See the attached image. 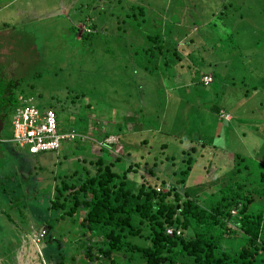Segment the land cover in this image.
<instances>
[{
  "label": "rangeland",
  "instance_id": "rangeland-1",
  "mask_svg": "<svg viewBox=\"0 0 264 264\" xmlns=\"http://www.w3.org/2000/svg\"><path fill=\"white\" fill-rule=\"evenodd\" d=\"M5 2L9 3L0 19L10 23L0 25L4 58L0 110L6 113L8 128L9 106L18 93H24L33 96L39 106L55 110L61 131L73 129L78 135L63 141L57 151L32 154L23 148L27 170H35L40 178L37 189L27 192L18 184L13 191H0V205L6 207L14 223L25 228L28 218L33 220L34 228H27L26 236L40 224H50L45 257L53 250H62L60 264L100 262L88 263L83 255L81 247L89 242V233L82 235L81 228L75 231V224L58 216L45 197L73 170H77V177L83 166L96 170L93 160L98 157L104 163L114 161L113 169L119 173L133 164L127 173L129 189L134 191L142 181H148L162 187L161 192L184 177L181 170L191 158L185 187L179 188L204 208L225 194L227 184L246 181L250 187L253 174L264 166V120L258 122L256 132L253 130L255 137L240 141L237 135L226 138L222 130L230 123L220 117L233 112L238 118L240 109L246 108L245 115L249 108L258 109L249 118L254 123L264 109V0ZM139 6L146 9L145 15H130L136 14ZM88 16L93 19L89 21ZM154 33L164 39L162 56L156 51L146 53L149 41L144 36ZM176 49L190 54L178 58L172 54ZM205 72L215 74L207 86L201 81ZM197 102L209 105V113L199 111ZM212 105L222 109L220 117L211 111ZM231 105L240 107L233 111L236 106L231 110ZM247 127L253 129L250 123ZM110 133L117 138L118 133L129 134L119 141L113 136V141L103 146L98 143ZM201 139L205 146H201ZM236 154L245 157L240 167L247 164L251 170H234ZM20 166L19 159L0 148V170H20ZM68 176L65 181L69 184L75 176L72 180ZM161 180L168 186L158 185ZM58 188L63 190L61 185ZM256 206L253 203L251 209ZM90 235L91 240L98 239L96 234ZM184 235L188 237L189 232ZM130 240L148 244L137 236H130ZM229 241L228 237L223 239L225 244ZM244 241L238 237L229 249ZM144 263L137 252L116 254V264Z\"/></svg>",
  "mask_w": 264,
  "mask_h": 264
},
{
  "label": "trees",
  "instance_id": "trees-1",
  "mask_svg": "<svg viewBox=\"0 0 264 264\" xmlns=\"http://www.w3.org/2000/svg\"><path fill=\"white\" fill-rule=\"evenodd\" d=\"M136 12L130 15H145L146 9L139 6ZM144 37L149 41L146 53L153 55L156 51L162 56V35L154 33ZM19 94L24 93H18L13 99L9 106L10 116L18 105ZM212 111L218 113L219 108L214 107ZM0 115L6 117L1 110ZM200 144L205 146L203 141ZM196 150V146L191 148L192 153ZM118 159L116 156L115 161ZM234 160L236 172H242L243 168L251 170L247 164L240 167L245 157L236 154ZM113 162L104 163L102 157L94 159L96 170L93 174L85 171L76 182L69 184L66 179L62 180L63 190L56 188L57 193L50 199V207L56 209L58 216L75 224L76 231L81 228L82 235L89 233V242L80 246L84 247L83 255L88 263L100 260L98 264H116L117 253L137 252L144 258V264H264V166H253L261 170L253 174L251 188H247L246 181L227 184L225 194L204 208L189 192L179 188V185L185 187V179L192 169L191 158L181 170L184 177L162 192L148 181H142L134 191L129 189L127 173L133 164L119 173L113 169ZM83 170H87L85 166ZM158 185L168 186L164 180ZM253 203L257 206L251 209ZM48 226L51 227L49 223ZM167 228L180 229L182 234L176 235L175 230L168 234ZM185 232H189L188 237ZM90 234H96L98 239L91 240ZM130 236L140 237L148 244L134 242ZM227 237L230 241L225 244L223 239ZM238 237L245 241L229 249ZM62 252L52 251L48 259H59L60 264L64 260ZM42 253L45 256L43 250Z\"/></svg>",
  "mask_w": 264,
  "mask_h": 264
},
{
  "label": "crops",
  "instance_id": "crops-1",
  "mask_svg": "<svg viewBox=\"0 0 264 264\" xmlns=\"http://www.w3.org/2000/svg\"><path fill=\"white\" fill-rule=\"evenodd\" d=\"M6 0H0V13L6 8V4H8L7 2H5ZM119 1V0H117ZM92 10V9H91ZM35 15L39 14L38 8L35 9ZM38 21V17H36ZM89 21L93 18H91V16H88ZM9 21L4 20V18L0 19V25L3 27H6L9 25ZM185 43V42H183ZM187 43V42H186ZM0 45H3V42L0 40ZM179 52L176 51H172V54L174 56H177L178 58L181 57V55H185L187 54V56L190 54V52H182V50L178 49ZM3 52V49L0 50V64H2L4 62V58L1 56V53ZM3 70V69H2ZM203 75H211L213 80L215 77V74H212L211 72H205L203 73ZM202 75V76H203ZM233 95V93H232ZM233 100V97H232ZM244 102V100L242 99V101H240V104ZM188 104H190L189 107H191L193 105V103L189 102ZM209 105H203L201 102L198 103L197 102V109L199 111L202 112H208L207 107ZM236 106V107H235ZM240 107V105H234L233 108L232 105L230 107V109L233 111L237 109V107ZM214 105L211 106V111L214 109ZM258 111V109H248V114L245 115L246 113V108L244 109H240L239 113H238V118L235 116V114L232 112V114H228V112H225V114L227 113L228 118H224V117H220V112H223L221 108H219L218 113L216 114L218 117L225 119L227 122L229 121L230 126L229 128H223L222 132L225 134L226 138H230V136H234L237 135V138L240 139V141H244L246 136H252L255 137L256 135V129L259 126L260 123H258L259 121L264 120V109L261 111L260 115H257L258 118L255 120V122L253 123L252 120H250L249 118L251 117L252 114H256V112ZM244 116V118H242ZM11 117V122H12V115ZM252 126L253 129H249L247 127V124H249ZM232 124V126H231ZM256 126V127H255ZM255 130V132L253 131ZM125 134H129V133H124V134H119L118 133V137L117 138L115 135H113L112 133L110 134H105L104 137H102L101 139L98 140L99 144H103V143H110L106 141V138L108 137H113L115 136L117 138V141L120 140V138H124L127 139V135ZM122 136V137H120ZM12 137V123H11V128L7 126V120L6 117L3 115H0V148H4L5 151L13 158H17L21 161V166H20V170H0V191L1 192H5V191H13L14 190V186L15 185H23L25 190L27 192H34L37 187H38V182L40 180L39 176L37 175V172H35V170H27V168H29V162L27 161V157H23V154L21 152V150L23 148L18 147L17 145H15L13 142L10 141ZM84 138H86L84 136ZM129 139V138H128ZM254 140V138H252ZM102 140V141H101ZM145 141V140H143ZM202 141V139L200 140ZM256 143H258V140H254ZM204 142V141H203ZM103 146V145H102ZM114 148V147H113ZM115 149V148H114ZM262 156V160L264 163V154H261ZM85 171H87L89 174H93L95 172V170H83L82 172V176L85 173ZM73 172L76 173L77 170H73L70 174H66L69 175L68 177L71 178L69 180H72V177H74L75 179H73L72 182H76L78 179V175H73ZM77 174V173H76ZM65 175V176H66ZM64 176V178H62L59 181V185L57 184V182L55 183V186L53 187V189L49 192L48 196V201L50 202V199H52L55 196V192L54 189L56 190V188H58L61 183L62 180L66 179V177ZM219 182V179H214L213 182ZM218 180V181H217ZM215 182V183H216ZM67 183V182H66ZM214 183V184H215ZM2 195L4 197H6V195L4 193H2ZM34 198H37L36 200H38L39 198L34 195ZM46 199L43 197V200ZM8 200V199H7ZM9 206H12V200H9ZM59 226V223L55 225L56 230ZM33 229L34 228V224H33V220L31 218H28L27 220V227L22 228L20 227V225H18L17 223H14L11 218L8 216V212L6 211V207L4 205H0V264H57V262H59V259H54V258H49L45 257L42 253V255L38 252V248H40L41 250L44 249V247H46L48 245V240L47 237L45 235L44 241L41 244H36L34 241V236L37 232H39L42 228L46 229V234L49 231V226L48 223L44 222L42 224L39 225V227L37 229H35V231L33 233L30 232L29 236H26L28 234V229ZM70 231V230H69ZM76 231V229H75ZM44 242H46V246L44 244ZM44 251V250H43ZM56 250H53V252ZM73 253H75V251H72V249L70 250V254L73 255ZM59 264V263H58Z\"/></svg>",
  "mask_w": 264,
  "mask_h": 264
},
{
  "label": "built area",
  "instance_id": "built-area-1",
  "mask_svg": "<svg viewBox=\"0 0 264 264\" xmlns=\"http://www.w3.org/2000/svg\"><path fill=\"white\" fill-rule=\"evenodd\" d=\"M211 75H203L201 81L203 84L212 82ZM18 105L12 114V137L10 139L20 148H27L32 154L41 151H57L63 141H72L78 135L71 129L61 131L57 114L52 108L40 107L33 96L19 94ZM225 118H228L225 115ZM113 137L106 138L107 142L113 141ZM157 191L163 190L157 187ZM176 235H181L180 229H174ZM172 228H167L168 234H173ZM46 230L42 228L34 236L36 244H41L45 238ZM42 255V250L38 248Z\"/></svg>",
  "mask_w": 264,
  "mask_h": 264
},
{
  "label": "water",
  "instance_id": "water-1",
  "mask_svg": "<svg viewBox=\"0 0 264 264\" xmlns=\"http://www.w3.org/2000/svg\"><path fill=\"white\" fill-rule=\"evenodd\" d=\"M44 241V240H43ZM45 246H46V242H44Z\"/></svg>",
  "mask_w": 264,
  "mask_h": 264
}]
</instances>
